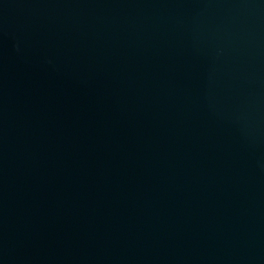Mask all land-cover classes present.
I'll return each mask as SVG.
<instances>
[{
    "label": "water",
    "instance_id": "water-1",
    "mask_svg": "<svg viewBox=\"0 0 264 264\" xmlns=\"http://www.w3.org/2000/svg\"><path fill=\"white\" fill-rule=\"evenodd\" d=\"M0 264H264V0H0Z\"/></svg>",
    "mask_w": 264,
    "mask_h": 264
}]
</instances>
